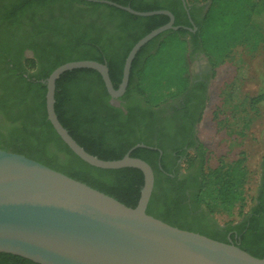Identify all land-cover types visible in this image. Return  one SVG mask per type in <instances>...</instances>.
Returning a JSON list of instances; mask_svg holds the SVG:
<instances>
[{
  "label": "trees",
  "instance_id": "obj_1",
  "mask_svg": "<svg viewBox=\"0 0 264 264\" xmlns=\"http://www.w3.org/2000/svg\"><path fill=\"white\" fill-rule=\"evenodd\" d=\"M106 1L138 12L168 10L179 30L158 36L138 52L126 92L119 98L125 102L120 107L111 103L101 75L94 70L69 71L56 82L55 112L60 123L87 153L104 161L121 160L137 145H151L141 133L142 105L157 107L183 93L189 85V58L203 54L217 67L234 47L256 49L263 38L264 0H185L188 10L182 0ZM169 21L166 15L139 17L87 0H0V113L8 121L0 149L23 155L135 208L144 186L143 173L134 168L98 169L75 155L48 120L43 82L64 64L95 61L107 65L118 90L132 48ZM25 49L33 52L32 58L23 57ZM142 151L134 150L131 157L155 171L148 215L227 244L233 231L230 238H238L236 246L264 258V203L254 197L249 205L244 160L209 167L203 144L196 154L187 155V170L197 166L187 177L193 181L192 204L207 213L198 223L187 219L191 212L183 205L182 181L176 174L171 177L173 173L161 162L153 164L143 157ZM149 153L160 156L159 151ZM215 213L237 219L220 225ZM209 220L216 230L208 226ZM0 264L35 263L0 253Z\"/></svg>",
  "mask_w": 264,
  "mask_h": 264
},
{
  "label": "water",
  "instance_id": "obj_2",
  "mask_svg": "<svg viewBox=\"0 0 264 264\" xmlns=\"http://www.w3.org/2000/svg\"><path fill=\"white\" fill-rule=\"evenodd\" d=\"M106 4L139 17L166 15L168 24L142 38L128 54L123 78L114 89L106 64L70 62L58 67L46 85L48 120L69 149L88 165L103 170L134 168L144 175L135 208L23 155L0 149V253L35 264H264L231 243L170 226L147 214L155 177L149 164L132 158V148L121 160L104 161L87 153L60 123L55 112L56 82L66 72H98L112 104L127 89L132 63L150 41L177 31L168 10L138 12L106 0ZM186 10L187 3L182 0Z\"/></svg>",
  "mask_w": 264,
  "mask_h": 264
},
{
  "label": "rangeland",
  "instance_id": "obj_3",
  "mask_svg": "<svg viewBox=\"0 0 264 264\" xmlns=\"http://www.w3.org/2000/svg\"><path fill=\"white\" fill-rule=\"evenodd\" d=\"M261 32L263 38L256 49L236 46L215 67L208 103L198 125L209 167L244 160L249 172V205L255 197L264 154V24ZM214 218L220 225L237 219L223 213H215Z\"/></svg>",
  "mask_w": 264,
  "mask_h": 264
},
{
  "label": "flooded vegetation",
  "instance_id": "obj_4",
  "mask_svg": "<svg viewBox=\"0 0 264 264\" xmlns=\"http://www.w3.org/2000/svg\"><path fill=\"white\" fill-rule=\"evenodd\" d=\"M197 55L189 58V85L183 93L175 98H169L157 107L142 105L141 109L143 111L140 112L142 119L141 133L151 145L148 147L137 145L136 149L142 148L145 150L142 151V156L150 159L153 164L155 161L161 162L173 173L170 175L171 177H175L174 174H176V177L178 176V179L182 181L186 189V199L183 205L191 212L189 214L190 218H186L202 223L203 219H205L203 216H207V213L204 207L196 208L193 206L190 196L194 189L193 181L187 178L191 172L196 171L197 166L194 167L195 169L187 170V155L196 154L198 146L202 144L198 136V125L208 103L210 82L215 67L211 65L206 56L203 54ZM23 57L25 59L32 58L33 52L30 49H25ZM1 70L2 67L0 66ZM1 79L0 75V81ZM1 93L0 91V95ZM115 101L120 104L119 106L115 105L116 107H120L123 102L119 101V99ZM7 125V119L0 113V139L4 136ZM150 151H159L160 156L158 158L151 156ZM150 167L152 168V166ZM152 170L155 175L153 168ZM255 198H261L260 203H264V154L259 165V179ZM207 224L212 229H217L213 221L209 220ZM232 235L233 231L228 235V242L239 245L237 237L230 238Z\"/></svg>",
  "mask_w": 264,
  "mask_h": 264
}]
</instances>
